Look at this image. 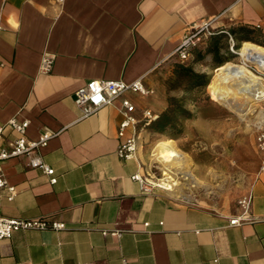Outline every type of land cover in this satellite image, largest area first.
I'll return each instance as SVG.
<instances>
[{
  "label": "crops",
  "instance_id": "0c3cea01",
  "mask_svg": "<svg viewBox=\"0 0 264 264\" xmlns=\"http://www.w3.org/2000/svg\"><path fill=\"white\" fill-rule=\"evenodd\" d=\"M0 13V124L28 121L23 134L5 128L0 149L19 137L36 140L43 129L58 133L37 153L56 183L28 156L2 161L16 194L9 201L0 191V215L65 224L0 240V264H264L256 141L250 177L231 200L143 192L132 176L147 171L155 146L144 145L130 160L117 154L121 102L133 103L136 115L166 109L163 80L186 28L214 19L226 32L246 26L264 34V0H0ZM42 57L52 59L48 72L40 70ZM95 79H141L151 93L126 92L80 119L74 92ZM149 134L143 132L146 140ZM247 194L249 219L230 226ZM113 228L123 230L120 237L101 234Z\"/></svg>",
  "mask_w": 264,
  "mask_h": 264
},
{
  "label": "built area",
  "instance_id": "2783aa9c",
  "mask_svg": "<svg viewBox=\"0 0 264 264\" xmlns=\"http://www.w3.org/2000/svg\"><path fill=\"white\" fill-rule=\"evenodd\" d=\"M2 1L4 4L6 0ZM213 21L214 19L200 20L190 24L186 28L180 43L171 53V57L179 62L187 61L190 57V49L201 39L211 36L217 30V28L212 25ZM1 28L2 15L0 13V30ZM224 32L228 35L231 47H233L232 36L228 32ZM51 65V58L42 57L40 70L48 72L51 69ZM126 92L147 96L151 93V90L144 86L141 79H137L131 83H125L121 80L95 79L88 81L74 92V104L80 110V119H84L94 115L104 106L112 104L115 99ZM135 112L136 108L129 100L125 99L121 102V121L117 128V138L119 140L117 154L120 158L125 160L136 158L138 151L144 145L149 144L148 140L144 138L143 132L146 131L147 126L157 117L149 110L142 111L140 115H136ZM27 126L28 121L18 122L15 119L9 120L4 125L0 124V140L5 128L23 134ZM254 127L256 132V146L261 156L260 164L254 177L256 179H264V124H254ZM57 134V132L43 129L36 140L29 141L23 137H19L9 144V150L0 149V191L2 189L8 191L7 200L11 201L14 198L16 189L13 186L8 185L2 172L1 163L5 159L22 155L28 156L29 165L31 167L39 168L44 174L49 176L50 184L56 183L54 170L44 164L37 153L40 148L45 147L51 139L57 136ZM151 151L149 155H151ZM155 170H158L157 175ZM160 178H162V172L158 168V163L155 161H153L152 164H149L148 169L144 174L135 173L132 176V180L138 183L143 192H150L153 187L165 191L157 184L158 179ZM251 200V194L244 195L238 200L237 203L241 209V213L239 216L229 220L230 226H239L241 223L249 219ZM147 225L148 223H144V226ZM64 228V223L49 220L48 218L18 219L7 218L0 215V240L9 239L16 232L24 230H62ZM122 233L123 230L116 228L101 230L102 235H110L117 238L120 237Z\"/></svg>",
  "mask_w": 264,
  "mask_h": 264
},
{
  "label": "rangeland",
  "instance_id": "374dc122",
  "mask_svg": "<svg viewBox=\"0 0 264 264\" xmlns=\"http://www.w3.org/2000/svg\"><path fill=\"white\" fill-rule=\"evenodd\" d=\"M208 38L201 39L196 47H204ZM232 39L233 47L228 35L222 36L220 56L238 63L236 52L241 43L233 36ZM174 60L169 64L170 71L163 80L166 99L170 96L180 100L190 117L181 120L180 127L173 133L163 136L149 134L147 140L151 145L147 150L159 141L173 139L177 148L189 157L193 174L202 182L201 187L191 189L193 197L212 201L235 199L246 185L255 162L254 124L258 121L255 115L259 110L264 111V101L257 103L254 113L241 118L210 94L208 85L218 68H214L210 55H205L200 61H192L189 57L184 63L208 78L207 86L193 91H187L183 84L176 86L177 81L171 71ZM249 68L256 71L253 65H249ZM261 76L264 78V74ZM155 171L157 175L158 170Z\"/></svg>",
  "mask_w": 264,
  "mask_h": 264
},
{
  "label": "bare ground",
  "instance_id": "6f19581e",
  "mask_svg": "<svg viewBox=\"0 0 264 264\" xmlns=\"http://www.w3.org/2000/svg\"><path fill=\"white\" fill-rule=\"evenodd\" d=\"M236 54L238 63L226 62L217 68L208 85L212 97L241 118L254 113L257 103L264 101V47L244 41ZM253 65L256 71L249 68ZM255 124H264V111L255 115ZM155 161L162 172L158 185L171 196L186 201L195 200L191 189L201 187L202 182L191 169L189 157L177 148L173 139L159 141L149 160Z\"/></svg>",
  "mask_w": 264,
  "mask_h": 264
},
{
  "label": "trees",
  "instance_id": "16d2710c",
  "mask_svg": "<svg viewBox=\"0 0 264 264\" xmlns=\"http://www.w3.org/2000/svg\"><path fill=\"white\" fill-rule=\"evenodd\" d=\"M236 41H250L255 44L264 46V34L256 29L246 26H238L227 30ZM224 29L218 28L214 34L209 36L204 47L198 48L193 46L190 49V58L192 61H200L205 55H210L214 68L229 62V57H221V38L224 36ZM185 62L174 61L172 63V76L176 80V86L185 85L187 91H193L208 85V78L204 74L196 73L192 70L191 65ZM167 107L160 113L146 128L150 134L168 135L177 131L180 122L189 118L190 114L180 100L168 96L166 99Z\"/></svg>",
  "mask_w": 264,
  "mask_h": 264
}]
</instances>
